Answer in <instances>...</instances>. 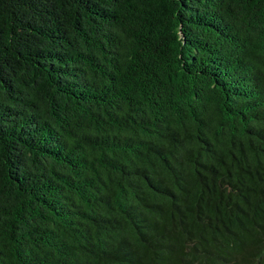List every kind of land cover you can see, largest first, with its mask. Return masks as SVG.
Returning a JSON list of instances; mask_svg holds the SVG:
<instances>
[{
  "label": "trees",
  "instance_id": "trees-1",
  "mask_svg": "<svg viewBox=\"0 0 264 264\" xmlns=\"http://www.w3.org/2000/svg\"><path fill=\"white\" fill-rule=\"evenodd\" d=\"M0 264H264V0H0Z\"/></svg>",
  "mask_w": 264,
  "mask_h": 264
}]
</instances>
